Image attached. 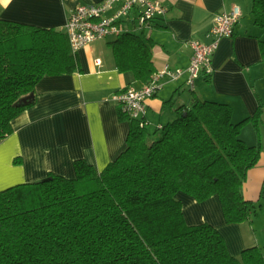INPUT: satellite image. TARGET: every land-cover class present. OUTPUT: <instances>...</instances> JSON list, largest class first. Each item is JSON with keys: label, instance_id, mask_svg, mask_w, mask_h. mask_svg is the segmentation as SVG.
<instances>
[{"label": "trees", "instance_id": "1", "mask_svg": "<svg viewBox=\"0 0 264 264\" xmlns=\"http://www.w3.org/2000/svg\"><path fill=\"white\" fill-rule=\"evenodd\" d=\"M251 15L264 30V0H251ZM152 45L131 31L114 38L116 69L145 85L155 72ZM259 47L264 58V40ZM78 71L65 32L0 19V140L33 105L40 79ZM263 113L258 102L252 116L234 123L229 105L194 91L173 121L152 130L120 110L129 121L126 147L102 171L76 160L74 178L49 173L0 190V264H264L260 247L235 257L215 227L188 225L178 198L217 196L226 224L251 222L264 207V184L256 201L242 187L260 159ZM247 125L254 145L241 137Z\"/></svg>", "mask_w": 264, "mask_h": 264}, {"label": "crops", "instance_id": "2", "mask_svg": "<svg viewBox=\"0 0 264 264\" xmlns=\"http://www.w3.org/2000/svg\"><path fill=\"white\" fill-rule=\"evenodd\" d=\"M104 0H0V19L65 32L69 14L82 4ZM166 13L150 27L138 30L137 20L124 27L152 42L154 70L165 64L186 68L192 57L191 40L209 42L207 36L214 16L234 7L241 17L230 38H222L212 57V72L202 74L194 90L185 85V76L167 82L147 100L150 130L176 117L175 108L188 105L192 92L207 101L227 104L232 122L252 116L258 102L264 104V58L259 42L264 30L253 24L251 0H159ZM114 38L93 42L76 53L80 71L69 75L44 76L36 84L32 106L12 120L13 133L0 140V190L44 179L49 173L74 178V161L84 160L97 172L114 161L126 147L129 121L120 118V107L111 96L133 86L143 87L131 72L116 69L109 43ZM100 60V66L95 64ZM242 139L257 142L251 125L243 128ZM261 154L243 184L246 200L256 201L264 184V113L260 127ZM14 160H20L15 164ZM188 225L208 223L226 241L229 253L239 257L244 249L258 246L264 255V229L259 237L254 224L259 218L241 224H226L220 201L212 196L197 202L179 194Z\"/></svg>", "mask_w": 264, "mask_h": 264}, {"label": "built area", "instance_id": "3", "mask_svg": "<svg viewBox=\"0 0 264 264\" xmlns=\"http://www.w3.org/2000/svg\"><path fill=\"white\" fill-rule=\"evenodd\" d=\"M136 12L138 30L150 27L152 22L166 13V8L159 0H104L99 4L78 5L67 17L65 33L73 53L83 47L109 38H117L128 31L124 24L130 14ZM241 17V11L234 7L229 12L214 16L207 36L209 42L191 40L187 45L192 50V57L186 68H172L165 64L156 70L148 83L141 88L129 86L111 96L129 119L139 121L140 126H148L147 100L154 97L167 82H175L185 76V85L194 90L196 80L212 72V57L222 38H230ZM95 64L100 66V60Z\"/></svg>", "mask_w": 264, "mask_h": 264}, {"label": "rangeland", "instance_id": "4", "mask_svg": "<svg viewBox=\"0 0 264 264\" xmlns=\"http://www.w3.org/2000/svg\"><path fill=\"white\" fill-rule=\"evenodd\" d=\"M258 218H259V223L254 224V228L258 233V236L260 237L262 235V229H264V207L262 209L260 207L257 208V215L253 216L252 220Z\"/></svg>", "mask_w": 264, "mask_h": 264}, {"label": "water", "instance_id": "5", "mask_svg": "<svg viewBox=\"0 0 264 264\" xmlns=\"http://www.w3.org/2000/svg\"><path fill=\"white\" fill-rule=\"evenodd\" d=\"M32 98H33V95L31 94V95L25 97L22 101H23L24 103H26L27 101H29V100L32 99ZM263 199H264V195H263Z\"/></svg>", "mask_w": 264, "mask_h": 264}]
</instances>
